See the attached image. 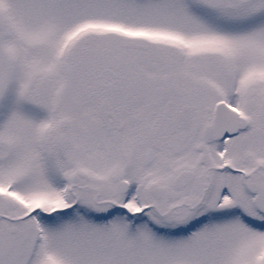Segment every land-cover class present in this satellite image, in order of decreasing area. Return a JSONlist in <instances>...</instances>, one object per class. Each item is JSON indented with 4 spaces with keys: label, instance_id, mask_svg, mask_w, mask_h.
Wrapping results in <instances>:
<instances>
[{
    "label": "snow or ice",
    "instance_id": "obj_1",
    "mask_svg": "<svg viewBox=\"0 0 264 264\" xmlns=\"http://www.w3.org/2000/svg\"><path fill=\"white\" fill-rule=\"evenodd\" d=\"M0 264H264V0H0Z\"/></svg>",
    "mask_w": 264,
    "mask_h": 264
}]
</instances>
